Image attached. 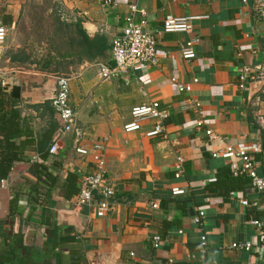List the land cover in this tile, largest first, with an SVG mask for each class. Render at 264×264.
Listing matches in <instances>:
<instances>
[{
    "label": "crops",
    "instance_id": "0c3cea01",
    "mask_svg": "<svg viewBox=\"0 0 264 264\" xmlns=\"http://www.w3.org/2000/svg\"><path fill=\"white\" fill-rule=\"evenodd\" d=\"M253 2L0 0L8 28L0 55L8 87L0 89L6 109L11 111L15 101L24 128L31 131L14 139L30 141L26 160L0 181V264H263L257 254L232 244L256 236L251 220L257 216L264 223V194L252 185L223 196L209 181L231 162L212 155L228 142L246 149L264 176V87H239L241 70L247 68L250 78L264 61V23ZM131 3L138 6L137 21L158 35L160 66L103 80L100 66H115L114 39L123 32ZM41 6L53 17L48 31ZM167 14L198 18L192 32H163ZM192 37L200 38L197 56L186 61L181 46ZM93 39L101 51L96 57L87 48ZM60 74L71 77L70 104L84 133L81 144L109 137L104 158L116 193L113 209L102 217L95 206L80 203L78 194L64 195L69 174L77 176L80 188L81 177L94 172L91 154L75 152L74 133H65L58 151L46 152L45 158L38 145L46 132L55 135L61 126L52 104ZM172 76L192 83V90L179 91ZM146 79L151 81L144 84ZM153 100L169 113L166 136L147 135L151 120L127 132L132 108ZM192 100L201 102L211 120L218 136L214 142L206 124L196 125L201 114ZM179 158L183 170L176 177ZM44 168L48 179L40 173ZM174 186L185 193L174 195ZM201 210L202 225L194 221ZM156 234L163 239L157 248Z\"/></svg>",
    "mask_w": 264,
    "mask_h": 264
},
{
    "label": "built area",
    "instance_id": "2783aa9c",
    "mask_svg": "<svg viewBox=\"0 0 264 264\" xmlns=\"http://www.w3.org/2000/svg\"><path fill=\"white\" fill-rule=\"evenodd\" d=\"M247 3L248 0H242ZM105 4L118 5V0H104ZM253 6L259 17L264 23V0H254ZM138 6L135 3L130 4V14L126 16L123 32L114 39L112 54L115 60V66L102 64L100 66V76L103 80L116 78L120 74L134 72H146L151 67H159L161 62V52L158 48V35L145 29L144 22L137 21ZM198 16H176L167 14L163 21V32H192L194 28V20ZM8 28L4 24L2 14L0 13V55L2 54L3 45L7 37ZM200 42L199 37H192L181 46V55L186 61L196 58V45ZM248 69L241 70L239 75V87L247 88L250 84L262 85L264 87V61L256 66V72L250 78ZM248 79H250L248 81ZM171 82L176 84L179 91H191L192 83L179 82L176 76L170 78ZM151 80L146 79L144 84H148ZM70 82L71 77L66 75H57V91L52 99V104L56 108L57 119L60 128L52 138L49 151L56 153L59 149L60 138L68 132L75 135V152L80 156L86 157L91 154L94 164V172L84 175L80 180V192L78 199L80 203L95 206L97 216H105L114 207L113 197L116 193L115 185L107 180V165L105 157V149L109 137L105 136L94 141L91 146L81 144L84 135L83 131L76 125V111L70 104ZM0 86L8 87V81L0 69ZM194 108H198L201 114L200 120L196 121L197 126L207 125V134L211 142L218 139V136L210 127L211 120L205 117V112L200 109L201 102L197 100L191 101ZM132 120L124 125L127 132L141 129V122L144 120L153 121V127L147 131V135L151 137H165L166 126L165 119L169 113L161 107L158 100H153L143 104L136 105L131 110ZM214 157H223L231 160V169L235 175L246 173L251 177L252 185L264 194V176L258 172L257 164L253 158L247 153L246 149L238 148L231 142L226 143L225 148L221 150H213ZM236 158L242 159L243 163L239 165L235 162ZM183 159L179 158L178 164L175 166L176 177L181 176L183 170ZM209 181H216V177H212ZM174 195L185 193V189L174 186L172 188ZM100 196L97 198V196ZM245 205L249 204L248 199H244ZM157 207V203H153ZM205 211L201 210L199 215L195 217V223L203 224ZM251 223L256 227L257 234L253 240L244 242H233L232 247L251 251L259 256L264 264V223L260 219H252ZM202 245L207 244V236L202 234ZM162 236L156 234L153 236V244L157 248L162 244Z\"/></svg>",
    "mask_w": 264,
    "mask_h": 264
},
{
    "label": "trees",
    "instance_id": "16d2710c",
    "mask_svg": "<svg viewBox=\"0 0 264 264\" xmlns=\"http://www.w3.org/2000/svg\"><path fill=\"white\" fill-rule=\"evenodd\" d=\"M80 33L83 38L88 41L87 37L83 35V32L80 31ZM97 42V39H93L92 43L87 44V48L91 50V57H96L98 53H101V51H97ZM13 93L15 94V88ZM5 96V93L0 89V135H2V137H0V181L8 177L10 171L17 162L26 160L24 147H26L30 141L26 140L27 142L17 143L14 139L21 137L25 132L27 135L31 133L30 130L24 128L18 110L13 107L15 101L11 105V111L6 109L7 100ZM53 135L54 130H49L43 135L42 140L38 142L41 148L40 151H43L41 155L44 158L47 156L46 152L49 153V148H47V146ZM40 173H44L45 179H48L50 176V173L47 172V168L42 169ZM77 184V176L75 174H69L62 188L65 197L70 199L74 195L79 194L80 188H78L79 185L77 186ZM211 186L216 188L219 194L228 196L235 191H247L252 186V183L251 178L246 173L235 175L231 169V164H227L217 171L216 181L213 182ZM248 211H250V214H253L252 208L248 209ZM253 219L259 218L253 216Z\"/></svg>",
    "mask_w": 264,
    "mask_h": 264
},
{
    "label": "rangeland",
    "instance_id": "374dc122",
    "mask_svg": "<svg viewBox=\"0 0 264 264\" xmlns=\"http://www.w3.org/2000/svg\"><path fill=\"white\" fill-rule=\"evenodd\" d=\"M47 7L46 6H44V7H42L41 6V8L39 7V10H41L40 11V13L42 14V16H43V21H44V23L43 24H45V26H46V29H47V31L49 30V27H50V25H51V23H52V20H53V17H48L46 14V11H47ZM35 19H36V16H35Z\"/></svg>",
    "mask_w": 264,
    "mask_h": 264
}]
</instances>
